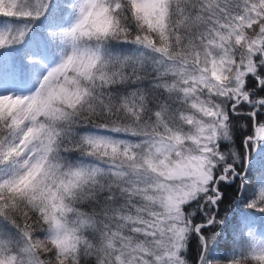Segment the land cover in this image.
Returning a JSON list of instances; mask_svg holds the SVG:
<instances>
[{
    "label": "snow or ice",
    "instance_id": "1",
    "mask_svg": "<svg viewBox=\"0 0 264 264\" xmlns=\"http://www.w3.org/2000/svg\"><path fill=\"white\" fill-rule=\"evenodd\" d=\"M0 264H264V0H0Z\"/></svg>",
    "mask_w": 264,
    "mask_h": 264
}]
</instances>
